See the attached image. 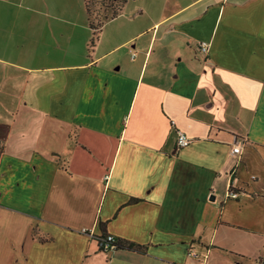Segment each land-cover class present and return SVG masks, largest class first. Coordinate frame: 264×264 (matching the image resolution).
<instances>
[{"label": "crops", "instance_id": "obj_1", "mask_svg": "<svg viewBox=\"0 0 264 264\" xmlns=\"http://www.w3.org/2000/svg\"><path fill=\"white\" fill-rule=\"evenodd\" d=\"M262 258L264 0H0V264Z\"/></svg>", "mask_w": 264, "mask_h": 264}, {"label": "built area", "instance_id": "obj_2", "mask_svg": "<svg viewBox=\"0 0 264 264\" xmlns=\"http://www.w3.org/2000/svg\"><path fill=\"white\" fill-rule=\"evenodd\" d=\"M198 51L202 55H207L208 53V45L206 43H200L198 46ZM136 53H131V58H135ZM191 140L183 133L178 132L176 136V148L183 149L189 146ZM240 146L238 143L235 142L234 146L232 147V153L240 154ZM228 199H237L239 197V193L235 192L234 190L229 189L227 192ZM99 247L104 251H114L116 250L117 244L115 243V239L112 235H105L104 237L98 238ZM190 255L196 256V254L191 250L189 252ZM258 264H264V258L258 261Z\"/></svg>", "mask_w": 264, "mask_h": 264}, {"label": "rangeland", "instance_id": "obj_3", "mask_svg": "<svg viewBox=\"0 0 264 264\" xmlns=\"http://www.w3.org/2000/svg\"><path fill=\"white\" fill-rule=\"evenodd\" d=\"M91 21L94 25L98 22L112 18L113 13H118L124 0H85Z\"/></svg>", "mask_w": 264, "mask_h": 264}, {"label": "trees", "instance_id": "obj_4", "mask_svg": "<svg viewBox=\"0 0 264 264\" xmlns=\"http://www.w3.org/2000/svg\"><path fill=\"white\" fill-rule=\"evenodd\" d=\"M126 0L123 1V3L125 2ZM86 3V1H85ZM86 7H87V3H86ZM120 10V9H119ZM119 12V11H118ZM87 14H88V17H89V26L91 29L94 30V33H96L103 25L104 21H100L98 22V24L94 25L91 21V13L89 12V9L87 7ZM118 13H113L112 15V18L115 17ZM118 248H129V249H140L139 246H136V245H133V244H130V243H126V242H121V244H118L117 245Z\"/></svg>", "mask_w": 264, "mask_h": 264}]
</instances>
